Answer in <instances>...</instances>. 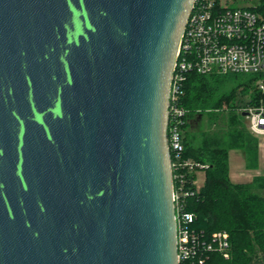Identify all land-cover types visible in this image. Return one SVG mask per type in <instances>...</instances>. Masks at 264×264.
<instances>
[{
  "label": "water",
  "instance_id": "95a60500",
  "mask_svg": "<svg viewBox=\"0 0 264 264\" xmlns=\"http://www.w3.org/2000/svg\"><path fill=\"white\" fill-rule=\"evenodd\" d=\"M194 3L0 0V264H179L167 131Z\"/></svg>",
  "mask_w": 264,
  "mask_h": 264
},
{
  "label": "trees",
  "instance_id": "16d2710c",
  "mask_svg": "<svg viewBox=\"0 0 264 264\" xmlns=\"http://www.w3.org/2000/svg\"><path fill=\"white\" fill-rule=\"evenodd\" d=\"M254 9L264 14V1ZM259 75L262 73L201 74L194 69L184 73L178 99V105L188 110L183 116L182 157L206 167L192 172L182 170L189 191L182 198L183 211L194 215L190 228L200 246L181 264H264V174L251 182L234 183L229 177L228 156L230 149H241L249 167L258 164L259 139L248 128L244 113L249 105L264 99V91L256 82ZM246 96V103L241 104ZM224 102L227 106L221 108ZM197 112L206 113L211 123L224 121L226 127L203 130L201 137L193 140L188 134L189 121ZM199 170L205 171V179L198 188L193 181ZM218 230L230 234L229 257L205 248ZM200 254L202 263L198 260Z\"/></svg>",
  "mask_w": 264,
  "mask_h": 264
},
{
  "label": "built area",
  "instance_id": "2783aa9c",
  "mask_svg": "<svg viewBox=\"0 0 264 264\" xmlns=\"http://www.w3.org/2000/svg\"><path fill=\"white\" fill-rule=\"evenodd\" d=\"M233 1V0H232ZM264 1V0H261ZM231 0H195L181 37L178 59L170 90L168 121V147L173 177V198L177 224V250L179 264L195 255L199 238L190 228L192 213L183 211L185 189L182 170L204 169L206 165L183 158V116L188 111L178 105L182 93L184 73L194 69L201 74H259L264 72V14L257 6H231ZM264 91V82H257ZM248 128L264 143V99L245 109ZM172 153L174 160L172 159ZM196 185V181H193ZM207 250H219L230 256V234L218 230L205 245ZM200 263L203 255L198 257Z\"/></svg>",
  "mask_w": 264,
  "mask_h": 264
},
{
  "label": "rangeland",
  "instance_id": "374dc122",
  "mask_svg": "<svg viewBox=\"0 0 264 264\" xmlns=\"http://www.w3.org/2000/svg\"><path fill=\"white\" fill-rule=\"evenodd\" d=\"M261 4V0H231L229 5L231 6H259ZM261 74V73H259ZM264 82V72L262 75H259V79L256 82ZM248 97H243V100L241 104L246 103L245 100ZM226 102H224L221 106V108H226ZM225 118V114H224ZM227 118V117H226ZM246 123L248 124L247 119ZM190 127H189V132L188 134L191 135L193 140H197L201 137V131L207 130V131H214L217 130L221 127L225 128L226 124H224V121L221 122L220 120H215L214 122H210L208 115L206 113L202 112H197L190 118ZM226 122V121H225ZM259 142L261 143L260 148H259V160L257 166L254 167H249L247 165V159L244 151L240 150H231V154L234 151L239 152V157H238V167H233L232 162H231V175L230 179L234 182L238 181H252L254 176L258 174L260 171L264 169V146H263V140L261 138H258ZM204 177H205V171L204 170H199L197 171L196 175V183L197 185H202L204 182Z\"/></svg>",
  "mask_w": 264,
  "mask_h": 264
},
{
  "label": "crops",
  "instance_id": "0c3cea01",
  "mask_svg": "<svg viewBox=\"0 0 264 264\" xmlns=\"http://www.w3.org/2000/svg\"><path fill=\"white\" fill-rule=\"evenodd\" d=\"M260 145H261V143L259 142V148H260ZM263 146H264V143H263ZM231 150H238V151H240L241 149H230V151H229V154H228V156H229V167H230V171H229V177H230V175H231V162H232V166L233 167H238V157H239V152L238 151H234L232 154H231ZM243 151V150H242ZM258 160H259V156H258ZM262 174H264V169L262 170V171H260L258 174H256L254 177H256V176H258V175H262ZM204 179H205V177H204ZM254 179V178H253ZM252 179V180H253ZM232 181V180H231ZM232 182H234V181H232ZM243 181H238V182H234V183H242ZM246 182H251V181H246ZM196 186L199 188L201 185H197V183H196Z\"/></svg>",
  "mask_w": 264,
  "mask_h": 264
}]
</instances>
